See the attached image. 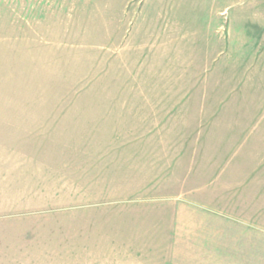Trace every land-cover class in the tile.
Instances as JSON below:
<instances>
[{
	"label": "rangeland",
	"instance_id": "374dc122",
	"mask_svg": "<svg viewBox=\"0 0 264 264\" xmlns=\"http://www.w3.org/2000/svg\"><path fill=\"white\" fill-rule=\"evenodd\" d=\"M12 150L0 264H264V0H0Z\"/></svg>",
	"mask_w": 264,
	"mask_h": 264
},
{
	"label": "crops",
	"instance_id": "0c3cea01",
	"mask_svg": "<svg viewBox=\"0 0 264 264\" xmlns=\"http://www.w3.org/2000/svg\"><path fill=\"white\" fill-rule=\"evenodd\" d=\"M26 158L23 152L17 151V150H12L9 153L3 154V156H0V164L2 160H7L10 161L9 166L7 169H9V183L12 184L14 187V190H16L17 187V182L24 180V174L22 173L23 170V160ZM31 156H27L28 160H31ZM13 163H16L17 168H13ZM18 190V189H17ZM12 202H17L16 198L14 197V200Z\"/></svg>",
	"mask_w": 264,
	"mask_h": 264
}]
</instances>
